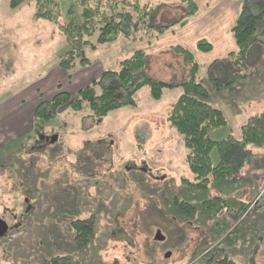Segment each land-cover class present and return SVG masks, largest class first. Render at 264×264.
Listing matches in <instances>:
<instances>
[{"label":"rangeland","instance_id":"obj_1","mask_svg":"<svg viewBox=\"0 0 264 264\" xmlns=\"http://www.w3.org/2000/svg\"><path fill=\"white\" fill-rule=\"evenodd\" d=\"M127 1L147 9L153 25L175 24L143 40L121 37L96 50L87 47L90 64L76 65L68 79L56 72L68 50L58 25L36 19L30 0L16 8L0 0V104L21 92L31 96L41 84L48 89L44 99L57 91L75 96L137 49L145 50L142 74L184 82L191 66L172 47L205 53L193 41H177L198 10L181 25L177 20L188 11L184 0ZM253 3L246 2L248 9ZM62 4L59 23L70 20L68 8L75 15L82 10L77 0ZM218 61L197 79L227 120L208 137L238 139L250 118L258 117L254 123L264 126V42L254 43L243 61ZM214 75L217 82L234 81L217 91ZM180 92L179 86L165 88L155 100L145 85L134 95L135 106L123 105L102 118L85 116L86 107L64 105L54 118L35 120L40 126L32 131H25V122L14 131L11 113L1 115L0 217L15 227L0 238V264H51L57 256H68L72 264H208V256L209 264L222 257L264 264V145L247 147L250 157L230 180L210 176L206 187L197 186L182 137L167 121ZM18 132L29 134L17 137ZM41 134L55 138L45 141ZM211 159L219 160L215 149ZM76 219L91 228L88 240L76 238ZM157 231L163 239H155Z\"/></svg>","mask_w":264,"mask_h":264},{"label":"trees","instance_id":"obj_2","mask_svg":"<svg viewBox=\"0 0 264 264\" xmlns=\"http://www.w3.org/2000/svg\"><path fill=\"white\" fill-rule=\"evenodd\" d=\"M27 0H10L9 5L16 8ZM34 5V17L44 19L58 25L59 31L64 35L68 50L58 62V66L71 78V72L76 65L86 66L90 59L86 56L87 47L96 50L98 45L112 43L119 38L130 41L143 40L154 35H162L172 25H153L149 23L147 9L139 6L138 2L132 4L127 0H77L82 10L75 15V9H67L70 18L66 23H59L62 14V1L64 0H30ZM188 4V11L177 20L183 25L187 17L194 15L198 6L193 0H184ZM243 3L235 24L231 28L237 45V51L230 52L220 61L234 57L236 61H243L247 51L258 40L259 20L264 13L252 15ZM131 9V10H130ZM138 36V37H137ZM199 51L208 52L212 46L200 39L196 42ZM173 50L182 54L190 64V72L184 82L179 85L166 83L149 78L142 74L146 62L145 50L137 49L132 54L120 60L116 70H103L101 74L92 79L89 84L79 88L75 96L66 91H57L52 96L41 99L33 110V120H50L55 117L58 109L64 105L73 110L88 108V117L102 118L109 112L123 106H135V93L141 87L148 85L151 97L159 100L165 88L181 89L175 102L167 114V121L182 137L186 148L185 160L191 173L198 180L197 186L206 187L209 177L213 180H230L238 173L241 163L250 157L248 146L262 147L264 145V126H259L258 117H252L241 126V137L235 139L231 134L221 140H212L208 134L213 129L227 125L223 112L210 102V94L205 85L197 80L198 65L189 50L181 45H174ZM215 61L214 64H216ZM234 79V78H233ZM219 81V80H217ZM215 82L216 87L233 83ZM220 86V87H219ZM37 124V123H35ZM34 127H39L37 124ZM218 152L219 160L214 163L211 159L212 150ZM247 204H243V208ZM189 207L191 210L192 207ZM76 238L88 240L91 228L85 225L84 220L76 219ZM80 237V238H79ZM51 264H72L68 256H57L50 260ZM207 262L212 263V256ZM216 264H237L228 257H222Z\"/></svg>","mask_w":264,"mask_h":264},{"label":"crops","instance_id":"obj_3","mask_svg":"<svg viewBox=\"0 0 264 264\" xmlns=\"http://www.w3.org/2000/svg\"><path fill=\"white\" fill-rule=\"evenodd\" d=\"M194 1L198 6V12L195 16L189 19V21L184 25L183 28H181L180 31H182L181 34H183V37L179 38V40L177 41H179L182 44L193 41L195 46L194 48H197L196 41L200 39H204L212 46L211 50L205 52L204 54L197 53L195 51H190L189 49H187L191 52L193 58L195 59L198 65V72H197V79H198L199 75L205 77L207 76V73L209 72V68L211 69L210 65L213 64L215 61L223 60L228 53L237 51V45L232 35L231 28L233 27L238 17L241 4L245 0H194ZM249 10L252 15H258L264 13V0H254L253 8H251L250 6ZM259 21H260L259 31H261V33L258 37V40L255 42L256 45L260 41L264 42V17ZM196 56L203 60H201V62L198 61ZM231 58L234 59V57L232 56ZM231 58H229L230 61ZM242 64L243 63L241 62V65ZM62 71L64 72V70H62L59 67V69L56 71L59 74L58 76H62L63 74L62 77H66V73L65 72L61 73ZM216 74H220L222 76L220 71L216 72ZM200 79L202 78L200 77ZM212 80L214 81L218 80L216 75L213 76ZM45 88H46V84L37 85V87H35V91L32 92L31 96L28 94V92H21L17 97H15V99L13 98L9 101H5V103L0 104V109H2V111L0 112V116L3 115L4 117H6L7 116L6 113H8V115L11 113L10 121L14 128V131H17L18 128L20 129V126L23 122H25L26 125L28 126L25 131H28L29 129L30 131H32L35 124L33 120V110L35 106L40 102V100L45 98V91L48 90V89L46 90ZM215 89L217 91H220V89L222 88L220 87ZM211 99L212 96L210 95L211 104L214 107L220 109L221 108L220 104L218 105L212 102ZM30 101H33L31 106L26 108L25 104L29 103ZM24 108H26V110ZM7 130H9V127L7 128ZM28 134L29 132L27 133L18 132L19 136L17 137H21L23 135H28Z\"/></svg>","mask_w":264,"mask_h":264},{"label":"water","instance_id":"obj_4","mask_svg":"<svg viewBox=\"0 0 264 264\" xmlns=\"http://www.w3.org/2000/svg\"><path fill=\"white\" fill-rule=\"evenodd\" d=\"M8 230H9L8 223L3 218L0 217V237L6 236ZM155 239L157 240L163 239V236L160 234L159 231L156 232Z\"/></svg>","mask_w":264,"mask_h":264},{"label":"flooded vegetation","instance_id":"obj_5","mask_svg":"<svg viewBox=\"0 0 264 264\" xmlns=\"http://www.w3.org/2000/svg\"><path fill=\"white\" fill-rule=\"evenodd\" d=\"M40 137H41V139H44L45 141H46V140H51V139L55 138V136H54V137H53V136H52V137H46V136H44L43 134H41ZM25 201H26V200H25ZM1 218H2V217H1ZM3 219H4V218H3ZM4 220H5V219H4ZM5 221H6V220H5ZM6 222H7V221H6ZM7 223H8V222H7ZM8 226H9V230H8V232L12 229V227H15V225L12 226L10 223H8ZM8 232H7V234H8ZM7 234H6V235H7ZM4 237H5V236H4ZM0 238H3V237H0Z\"/></svg>","mask_w":264,"mask_h":264}]
</instances>
